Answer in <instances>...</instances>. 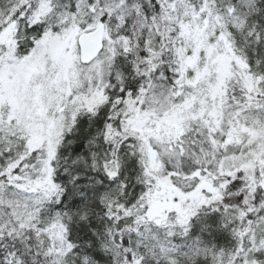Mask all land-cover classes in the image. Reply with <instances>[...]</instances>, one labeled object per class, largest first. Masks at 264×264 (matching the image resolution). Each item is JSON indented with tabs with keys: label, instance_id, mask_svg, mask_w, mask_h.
Here are the masks:
<instances>
[{
	"label": "snow or ice",
	"instance_id": "snow-or-ice-1",
	"mask_svg": "<svg viewBox=\"0 0 264 264\" xmlns=\"http://www.w3.org/2000/svg\"><path fill=\"white\" fill-rule=\"evenodd\" d=\"M0 264H264V0H0Z\"/></svg>",
	"mask_w": 264,
	"mask_h": 264
}]
</instances>
